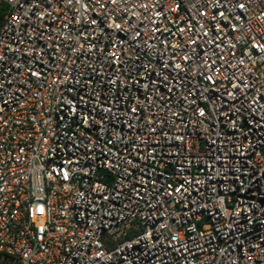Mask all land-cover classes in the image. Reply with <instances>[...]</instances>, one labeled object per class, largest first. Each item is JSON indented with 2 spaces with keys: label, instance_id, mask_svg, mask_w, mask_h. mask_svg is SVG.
<instances>
[{
  "label": "built area",
  "instance_id": "2783aa9c",
  "mask_svg": "<svg viewBox=\"0 0 264 264\" xmlns=\"http://www.w3.org/2000/svg\"><path fill=\"white\" fill-rule=\"evenodd\" d=\"M0 264H264V0H0Z\"/></svg>",
  "mask_w": 264,
  "mask_h": 264
},
{
  "label": "trees",
  "instance_id": "16d2710c",
  "mask_svg": "<svg viewBox=\"0 0 264 264\" xmlns=\"http://www.w3.org/2000/svg\"><path fill=\"white\" fill-rule=\"evenodd\" d=\"M2 7H4V5H3V4H1V5H0V9H1ZM0 19H1V15H0Z\"/></svg>",
  "mask_w": 264,
  "mask_h": 264
}]
</instances>
